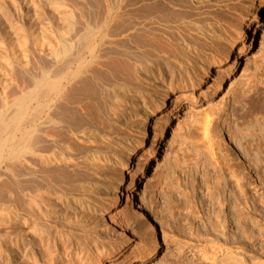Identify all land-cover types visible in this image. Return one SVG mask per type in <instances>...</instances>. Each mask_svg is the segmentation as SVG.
<instances>
[{
	"label": "rangeland",
	"instance_id": "rangeland-1",
	"mask_svg": "<svg viewBox=\"0 0 264 264\" xmlns=\"http://www.w3.org/2000/svg\"><path fill=\"white\" fill-rule=\"evenodd\" d=\"M60 2L0 0V211H16L9 218L6 215L8 219L5 215L3 221L0 218V237L9 240L13 235H26L35 226L51 238L66 232L79 245L78 250L69 254L62 250L49 264H99L95 245L105 254L102 264H264V0L246 12L241 50L237 47L231 59L210 67L207 74L203 67L208 56L251 0H179L184 9H167L175 14L176 22L170 23L172 49L168 47L154 59L165 68V81L170 84L160 109L154 102L161 93L145 86L140 73L133 75L110 65L102 68L104 80L100 77L99 82L90 83L98 98L91 97L87 108L91 121L85 128L92 136L85 137V163L80 161L84 158L81 152L74 158L79 165L85 164L76 174L89 188L85 196L92 211L79 215L78 206H71L69 223L64 212L47 205L46 214L25 215L19 210V190L7 193L5 180L9 177L4 172L20 161L22 136L34 130L27 120L40 102L37 93L27 100L22 97V49L28 46L27 71L34 77L45 62L36 45L46 44L51 53L64 33L66 15L73 11L59 7ZM99 3L100 18L96 12L89 20L101 21V26L87 45L84 38L62 70H54V65L45 68L61 85L70 84L76 76L80 79L79 75L87 77L94 67L91 51L107 39L104 32L116 16L104 17L105 5L115 4L114 0ZM76 11L74 21L78 22ZM164 25L154 22L146 27L162 30ZM198 27L210 31L202 35ZM182 42L196 50L197 56L190 57ZM176 49L179 54H174ZM159 70L153 76L157 84ZM118 88L128 89L139 101L112 115L109 108L117 101ZM52 97L42 104L48 105ZM140 125L145 126L142 139ZM91 154L110 161L114 169L91 166ZM211 154L221 167L249 170L253 177L259 170L262 181L257 199L249 197L244 204L234 197L223 201L214 194V173L221 172H214ZM254 159L258 162L253 163ZM39 175L49 179L45 173ZM253 188L249 186L254 195ZM113 189L116 195H112ZM13 202L16 206L9 205ZM49 208L56 212H48Z\"/></svg>",
	"mask_w": 264,
	"mask_h": 264
},
{
	"label": "bare ground",
	"instance_id": "bare-ground-1",
	"mask_svg": "<svg viewBox=\"0 0 264 264\" xmlns=\"http://www.w3.org/2000/svg\"><path fill=\"white\" fill-rule=\"evenodd\" d=\"M261 3L262 0H251L250 4L246 5L244 10L230 23L222 38H219L216 51L208 56L207 63L203 67V74H207L210 67L218 66L231 59L237 47L238 50H241L246 33V12L258 8ZM114 4V7L105 5L104 17L116 16V18L111 25L107 26L104 32L103 38L107 39L101 41V45L91 51L94 67H91L92 69L88 74L86 73L87 77L79 75L80 79L76 80V76L75 78L73 77L74 79H72L70 84L61 85L60 79L54 80V78H50V71H46L45 68L54 65V70L58 71V69L62 70L68 66L69 56L77 50L76 48L80 46L82 40L85 38L86 46L95 29H100L101 21L91 23L89 20L91 13L94 14L96 12L98 18H100L102 10L100 9L99 0H61L59 7H70L73 11L66 15L64 33L61 32L63 35L60 36V43L57 47L54 46L52 48L51 53L49 50L47 51L48 47L46 44L39 43L36 45L39 56L44 57L45 62L40 64L34 77L27 71L28 46L25 45L22 49V71L20 75V81L23 85L22 97L27 100L34 93H37L40 102L33 110L30 120H27L34 124V130H30L22 136L20 161L16 164L17 166H7L4 172L9 177V179L5 180L8 187L7 193L12 194L17 189L19 190L22 200L20 204L18 203L19 210L24 212L25 215L30 213L36 217L42 212L46 214L47 211L45 210L44 212V206L47 205L55 207L57 210L59 209V212H64L65 219L69 223L72 220L68 211L72 210L71 206H78L79 215H85L92 211L87 205L89 203L86 200L88 197L85 196L89 192V188L86 189L85 187V179L76 174L77 171L85 169V164L84 166L79 165L77 158H74L81 152L80 154H83L84 158L80 159V161H85V137L92 136L89 130L85 128L86 124L89 125L91 121V113L88 112L87 108L92 102L91 97L94 95L95 97L98 96L96 89H93L94 84L93 88H91L90 83L100 79L103 75L100 72L103 67L110 65L116 66L120 70L124 68V70L129 71L133 75L140 73V76L145 80V86H149L154 91L159 90L158 92L161 93V95L159 94L156 97V102H154L158 109L162 107L164 96L168 94L167 91L170 84L167 86L165 81L168 74L165 68L159 67V60L154 59L160 52H167V48L172 44V33L174 34V32H170V28H172L170 23L174 22L173 19L176 22V16L174 18L175 14L173 15V12L170 13L167 9L172 11L173 6H177L180 10L183 7L182 4H180L179 0H114ZM75 10H77L79 23L74 21ZM111 11L112 15H108ZM154 22H157L159 26L165 24V29L161 27L162 30L159 28L156 30L146 27L154 24ZM97 23L98 26L96 27ZM208 30L207 28L198 27V31L202 35H207L209 33ZM181 45L190 57L197 56L196 50L189 45L184 42ZM179 52L176 49L174 54H179ZM56 67L61 68L56 69ZM157 69H160L156 80H160L159 84L154 83L155 79H153ZM102 77L101 81L104 80H102ZM51 96L53 97L48 105L42 104V100L45 101ZM115 97L117 101L109 108L111 113H113L112 115H118L119 112H122V109H119L123 107L131 109L134 107L132 106L134 102L138 103L139 101L135 100L137 98L136 95L123 88H118L115 91ZM128 98L132 100H127ZM144 106L142 102V107ZM26 107L27 105L25 109ZM209 125L210 120L208 119L204 127L205 136L208 134ZM139 133L140 139H142L145 133V126L140 125ZM89 157H92L91 166L94 165L97 169H114V164H111L110 161H107L99 154H96V156L91 154ZM211 157L213 159V154H211ZM256 159L253 160V163L258 162ZM212 161H214V163L212 162L214 172L217 170L221 172L220 174L214 173L216 182L213 185L214 194L216 192L221 200L224 201L234 197L245 204L249 197L257 199V193L262 181L259 170L253 177L247 169V172H244L245 169L236 171V169L219 166L215 158ZM38 166L42 170L40 168L39 171L37 169L39 168ZM43 173L49 177L46 181L43 176L39 175H43ZM76 175L77 177H75ZM229 183L231 184L230 188ZM250 185L254 186V195L249 190ZM111 193L116 195V190H111ZM126 194L128 199V191ZM224 194L227 195L224 196ZM9 205L16 206L14 202L9 203ZM244 206L239 208L240 215H243ZM52 209L49 208L48 212L53 214L56 211ZM14 212L16 211L12 212V210L8 209L0 211L1 220H4L2 216L5 215L4 218H6L7 215L9 218V215ZM37 219L39 218L37 217ZM25 221L26 219H23L24 223ZM78 221V225L82 226V220ZM50 236L48 233L41 231V229H36L35 226L26 235L24 233L18 236L13 235L9 237V240L5 237L3 238V236L0 237V264H49L51 259L57 253L62 252V250H65V254H69L79 248L76 242L68 238L69 235L66 232H57L56 237L53 238ZM95 252L98 263L102 264L105 254L100 250L99 245H95Z\"/></svg>",
	"mask_w": 264,
	"mask_h": 264
}]
</instances>
